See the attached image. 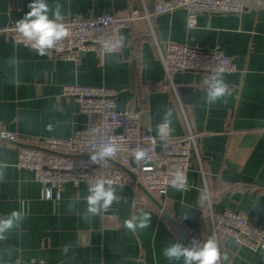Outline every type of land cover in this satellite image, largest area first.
Listing matches in <instances>:
<instances>
[{
    "label": "crops",
    "instance_id": "crops-1",
    "mask_svg": "<svg viewBox=\"0 0 264 264\" xmlns=\"http://www.w3.org/2000/svg\"><path fill=\"white\" fill-rule=\"evenodd\" d=\"M241 1L242 13H203L189 27L185 9L151 13V0H46L50 19L57 5L63 19L134 10L139 15L122 30L120 49L102 62L95 51L76 59L40 56L0 32V130L33 142L71 137L85 125L86 115L74 97L61 95L67 83L115 89L116 107L142 111L145 129L154 134L171 109V135L197 133L196 151L187 186L170 185L165 194H153L156 199L201 244L212 237L210 207L244 212L264 227V0ZM32 2L0 0V28L16 25ZM170 41L220 47L236 65L223 73L230 95L209 104L200 71H179L170 79L161 57ZM20 143L0 138V165H6L0 169V218L21 211V202L25 213L0 239V264H184L164 257L173 243L189 245L138 181L114 185L126 200L86 217L89 185L67 182L60 199H47L33 172L16 166ZM131 161L136 162L134 156ZM141 210L151 216L149 227L135 232L124 227ZM218 245L220 264H264V242L252 247L227 237Z\"/></svg>",
    "mask_w": 264,
    "mask_h": 264
},
{
    "label": "built area",
    "instance_id": "built-area-1",
    "mask_svg": "<svg viewBox=\"0 0 264 264\" xmlns=\"http://www.w3.org/2000/svg\"><path fill=\"white\" fill-rule=\"evenodd\" d=\"M175 8L185 9L188 26L191 21H195V26L200 14H240L244 11L245 4L241 0H162L155 5L153 12ZM138 15L134 10L126 15L103 13L95 16L73 15L63 19L62 23L69 35L48 50L47 57L76 59L80 51H95L102 62L107 53L116 52L121 47L120 44L114 51H109L105 47L106 42L119 40L122 30ZM146 16L149 17L150 12H146ZM0 32L16 44L32 49L26 46L16 25L1 27ZM161 57L170 79L176 72L194 70L203 73L205 82L221 67L225 69L223 73H231L236 69L233 59L218 46L200 49L170 41ZM61 95L74 97L79 111L86 115L85 125L76 129L71 137H44L33 142L20 139L13 131L0 130L1 139L21 142L16 166L33 172L34 180L43 186L47 199H60L63 185L67 182L76 186L82 182L89 185L94 180L103 178L112 180L114 185L129 183V175L113 161L134 173L137 181L155 195L165 194L177 175L185 177L187 181L191 160L196 151L197 133L189 131L182 136H173L169 131L168 136L161 140L158 129L164 121L157 124L155 134L147 131L143 124V112L119 110L115 102V89L106 86L67 83L62 85ZM107 141L118 146L115 157L107 158L106 163H92L91 153L98 145ZM136 148L146 151L151 159L147 163L132 162L131 157ZM207 216L212 237L217 242L227 237L252 247L264 242V227L251 222L244 212L231 209L219 211L210 207ZM34 264L47 263L40 260Z\"/></svg>",
    "mask_w": 264,
    "mask_h": 264
},
{
    "label": "clouds",
    "instance_id": "clouds-1",
    "mask_svg": "<svg viewBox=\"0 0 264 264\" xmlns=\"http://www.w3.org/2000/svg\"><path fill=\"white\" fill-rule=\"evenodd\" d=\"M28 7L30 11L17 21L16 30L23 38L26 46L36 50L38 55L44 56L48 54V50L53 49L58 42L66 38L69 32L64 23H62L63 16L61 15L59 5L55 7L53 11L54 18L52 19L48 15L50 7L46 3V0H33ZM194 23L195 21H191L189 27H192ZM122 40L123 37L115 42H106L105 47L109 51H114L120 46ZM224 71L225 69L223 67L219 68L205 81L207 85V101L209 104H213L230 95L229 86L223 79ZM171 116L172 111L169 109L165 114L164 123L158 129L161 140H164L169 134ZM49 130H51V125H49ZM118 150V146L114 142H104L98 145L97 149L91 153V162L96 164H100L101 162L106 163L107 158H114ZM133 154L137 163L141 161L147 163L151 159L148 153L140 148L133 150ZM4 167L6 165H0V169ZM2 176L3 172L0 171V177ZM186 183L185 177L177 175L172 180L171 186L176 190H183ZM88 193L86 197V217L100 215L102 212L108 211L114 201L126 200V198L116 195V188L112 180L103 178L91 182L88 187ZM23 208L24 203L21 202V211L13 210L10 215L5 218H0V239L5 238L4 234L8 230L19 226V222L25 217ZM187 218V215L183 217V219ZM150 222V214L141 210L139 215H133L130 219H126L124 221V227L135 232L137 228L144 229L149 227ZM63 251L67 253L69 246H65ZM163 255L168 260L179 261L183 259L184 264H220L221 261V252L214 236L202 244L194 240L191 246H185L180 242L173 243L163 250ZM223 259H228L227 253L223 255Z\"/></svg>",
    "mask_w": 264,
    "mask_h": 264
},
{
    "label": "water",
    "instance_id": "water-1",
    "mask_svg": "<svg viewBox=\"0 0 264 264\" xmlns=\"http://www.w3.org/2000/svg\"><path fill=\"white\" fill-rule=\"evenodd\" d=\"M149 11L153 12L154 8H155V0H151V2L149 3ZM84 53L83 51H80L79 54ZM205 86H207L205 84ZM185 87H182L181 89H183ZM186 89V88H185ZM31 146L37 147V148H41L37 145L31 144ZM42 149V148H41ZM113 163L117 164L118 166H120L128 175L131 179H133L134 181H137V176L132 173L131 171H129L125 166L121 165L120 163L113 161ZM138 186L146 193V195L159 207L161 208L162 212L164 213V215L167 217V219L170 221V223L172 224V226L176 229V231L179 233V235L186 241V243L191 246L192 244V240L191 238L186 234V232L181 228V226L176 222V220L172 217V215L168 212L167 209H165L163 207V205L156 199V197L150 192L148 191L140 182L137 183Z\"/></svg>",
    "mask_w": 264,
    "mask_h": 264
}]
</instances>
